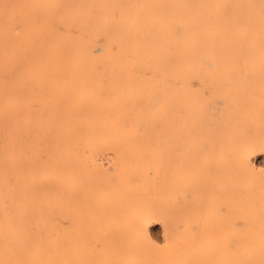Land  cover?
Wrapping results in <instances>:
<instances>
[{
  "label": "bare ground",
  "instance_id": "bare-ground-1",
  "mask_svg": "<svg viewBox=\"0 0 264 264\" xmlns=\"http://www.w3.org/2000/svg\"><path fill=\"white\" fill-rule=\"evenodd\" d=\"M0 264H264V0H0Z\"/></svg>",
  "mask_w": 264,
  "mask_h": 264
},
{
  "label": "rangeland",
  "instance_id": "rangeland-1",
  "mask_svg": "<svg viewBox=\"0 0 264 264\" xmlns=\"http://www.w3.org/2000/svg\"><path fill=\"white\" fill-rule=\"evenodd\" d=\"M257 166H261V162H259V160L257 161ZM159 234H160V232L157 229V227L156 228L154 227V230L152 232L153 238L156 239V240H159Z\"/></svg>",
  "mask_w": 264,
  "mask_h": 264
}]
</instances>
